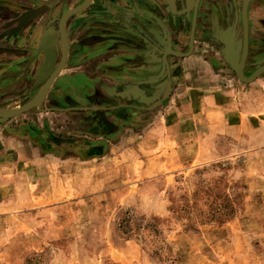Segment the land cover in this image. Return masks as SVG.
I'll use <instances>...</instances> for the list:
<instances>
[{
    "label": "rangeland",
    "instance_id": "rangeland-1",
    "mask_svg": "<svg viewBox=\"0 0 264 264\" xmlns=\"http://www.w3.org/2000/svg\"><path fill=\"white\" fill-rule=\"evenodd\" d=\"M84 1L0 0V108L44 85L62 53L57 20ZM6 31L41 49L16 56ZM258 52L264 62V44ZM152 115L98 154L57 152L13 176L0 196V264H264V123L211 112L181 130Z\"/></svg>",
    "mask_w": 264,
    "mask_h": 264
},
{
    "label": "crops",
    "instance_id": "crops-1",
    "mask_svg": "<svg viewBox=\"0 0 264 264\" xmlns=\"http://www.w3.org/2000/svg\"><path fill=\"white\" fill-rule=\"evenodd\" d=\"M239 1L199 0L194 6V0H91L69 15L64 22L67 53L44 99L15 116H0V196L13 176L34 173L57 152L98 154L149 113L162 116L165 127L179 124L181 130L186 121L194 124L211 112L229 117L228 122L233 116L237 122L257 116L264 123L258 117L264 115L259 106L264 72L244 82L234 67L243 42ZM189 7L197 11L193 20ZM247 14L244 74L249 76L264 63L258 59L264 0H249ZM59 20L54 40L62 52ZM4 36L3 41L14 39V49L5 50L16 56L41 49L36 41L28 48L30 40L16 32ZM61 54L54 50L58 59L47 67L43 81Z\"/></svg>",
    "mask_w": 264,
    "mask_h": 264
},
{
    "label": "water",
    "instance_id": "water-1",
    "mask_svg": "<svg viewBox=\"0 0 264 264\" xmlns=\"http://www.w3.org/2000/svg\"><path fill=\"white\" fill-rule=\"evenodd\" d=\"M90 1H86L84 4L78 5L79 8H77L76 11H79V10L83 9ZM248 1L249 0H243V4H242V10H241V19H242V24H243L242 52H241L238 64L236 66H234L235 69H236V73H237L238 77L240 78V80H242L244 82H250V81L254 80L262 72H264V64H262L256 70H254L253 74H251L249 76H246L244 74V65H245L246 56H247V52H248V22H247V5H248ZM195 15H196V10L194 11V18H195ZM46 52H48V54H50V56H53V52L52 51L46 50ZM64 59L65 58L62 57L59 65L57 66V68L50 75L49 84H48L47 90H48L49 86L51 85V82H52L54 76L58 73V71L60 70L61 66L63 65ZM47 90H46V92H47ZM33 106H35V104L26 103V104H23L20 108H18L16 110L0 109V116H2V117L15 116V115L21 113L22 111L27 110V109H29V108H31Z\"/></svg>",
    "mask_w": 264,
    "mask_h": 264
},
{
    "label": "bare ground",
    "instance_id": "bare-ground-1",
    "mask_svg": "<svg viewBox=\"0 0 264 264\" xmlns=\"http://www.w3.org/2000/svg\"><path fill=\"white\" fill-rule=\"evenodd\" d=\"M86 1H90V0H86ZM85 1V2H86ZM85 2H83L82 4H84ZM79 8L78 6L73 8L72 10H69L67 12H65L61 17H60V20H59V31L61 33V41H62V54H61V59L62 57L65 58L66 56V53H67V42H66V36H65V31H64V22H65V19L73 14V13H76V9ZM60 59V60H61ZM254 73V72H253ZM252 73V74H253ZM44 85H42L38 91L36 92L35 96H33L31 99H29L27 102L23 103V104H26V103H29V104H35L36 105H39L41 103V101L44 99L45 95H46V90H47V87H48V84H49V78L46 79V81L43 82ZM23 104L17 106L16 108H11V109H6V108H0V109H6V110H16L18 108H20Z\"/></svg>",
    "mask_w": 264,
    "mask_h": 264
},
{
    "label": "flooded vegetation",
    "instance_id": "flooded-vegetation-1",
    "mask_svg": "<svg viewBox=\"0 0 264 264\" xmlns=\"http://www.w3.org/2000/svg\"><path fill=\"white\" fill-rule=\"evenodd\" d=\"M91 2V1H90Z\"/></svg>",
    "mask_w": 264,
    "mask_h": 264
}]
</instances>
